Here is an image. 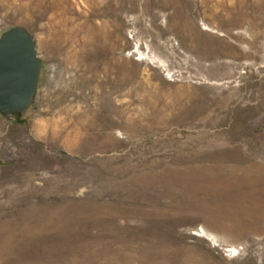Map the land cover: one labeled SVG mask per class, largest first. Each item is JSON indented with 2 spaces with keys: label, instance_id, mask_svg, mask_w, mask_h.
I'll return each mask as SVG.
<instances>
[{
  "label": "rangeland",
  "instance_id": "rangeland-1",
  "mask_svg": "<svg viewBox=\"0 0 264 264\" xmlns=\"http://www.w3.org/2000/svg\"><path fill=\"white\" fill-rule=\"evenodd\" d=\"M13 27L0 264H264V0H0Z\"/></svg>",
  "mask_w": 264,
  "mask_h": 264
},
{
  "label": "water",
  "instance_id": "water-1",
  "mask_svg": "<svg viewBox=\"0 0 264 264\" xmlns=\"http://www.w3.org/2000/svg\"><path fill=\"white\" fill-rule=\"evenodd\" d=\"M40 60L32 36L13 27L0 37V113L26 111L34 97Z\"/></svg>",
  "mask_w": 264,
  "mask_h": 264
}]
</instances>
